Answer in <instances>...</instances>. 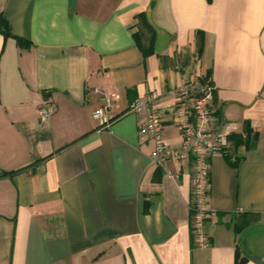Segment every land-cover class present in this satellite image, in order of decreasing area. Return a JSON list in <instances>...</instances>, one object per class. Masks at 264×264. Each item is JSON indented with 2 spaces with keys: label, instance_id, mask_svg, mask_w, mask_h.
<instances>
[{
  "label": "crops",
  "instance_id": "crops-1",
  "mask_svg": "<svg viewBox=\"0 0 264 264\" xmlns=\"http://www.w3.org/2000/svg\"><path fill=\"white\" fill-rule=\"evenodd\" d=\"M1 16L0 264H264V0H0ZM207 82L235 132L212 160L204 248L192 161L156 165L129 106L156 94L178 146L176 90Z\"/></svg>",
  "mask_w": 264,
  "mask_h": 264
},
{
  "label": "built area",
  "instance_id": "built-area-1",
  "mask_svg": "<svg viewBox=\"0 0 264 264\" xmlns=\"http://www.w3.org/2000/svg\"><path fill=\"white\" fill-rule=\"evenodd\" d=\"M176 104L169 109L171 122L177 127L181 143L168 142L165 134L166 115L157 105L158 96L150 94L130 103L129 111L144 117L142 136L152 140V159L159 167L171 162L192 161V228L200 247H208L210 234L208 219L214 214L210 204L212 160L218 154L227 153L230 136L235 132L232 123L217 114L215 87L212 83L184 84L176 90ZM101 106L93 112V118L110 127L114 119L113 109L118 99L111 94H101ZM55 109L50 102L40 109L45 122Z\"/></svg>",
  "mask_w": 264,
  "mask_h": 264
},
{
  "label": "trees",
  "instance_id": "trees-1",
  "mask_svg": "<svg viewBox=\"0 0 264 264\" xmlns=\"http://www.w3.org/2000/svg\"><path fill=\"white\" fill-rule=\"evenodd\" d=\"M0 26H1V32L5 35V37L7 39L10 38V37H12L10 27H9L7 21L4 19L3 16H1V18H0ZM16 40H17L18 45L20 47H22V48H30L31 45H32L30 42L25 41V40H23L21 38H16ZM141 48L144 51V54H146V55L151 54L152 51H153V46L148 47V49H145L142 46H141ZM217 114L221 118H223L219 109L217 110ZM230 140H231V136H230ZM15 173H16L15 171L14 172H7V173L3 174V176L12 175V174H15ZM248 218L249 219H247V220H250L251 221V219L253 218V216L248 215ZM246 227H247V225H245L244 222L239 221L238 224H237V231H238V233H242L246 229ZM242 263H243V261H241L238 264H242Z\"/></svg>",
  "mask_w": 264,
  "mask_h": 264
}]
</instances>
